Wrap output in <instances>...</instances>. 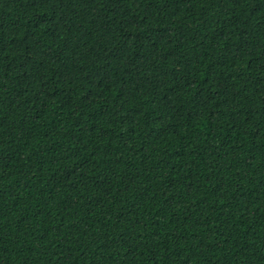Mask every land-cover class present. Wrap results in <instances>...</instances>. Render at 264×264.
<instances>
[{
    "label": "trees",
    "instance_id": "trees-1",
    "mask_svg": "<svg viewBox=\"0 0 264 264\" xmlns=\"http://www.w3.org/2000/svg\"><path fill=\"white\" fill-rule=\"evenodd\" d=\"M0 264H264V0H0Z\"/></svg>",
    "mask_w": 264,
    "mask_h": 264
}]
</instances>
